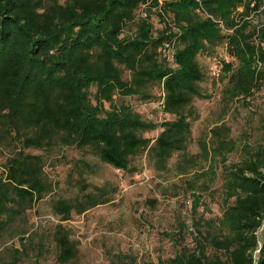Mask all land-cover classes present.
<instances>
[{
    "label": "trees",
    "instance_id": "trees-1",
    "mask_svg": "<svg viewBox=\"0 0 264 264\" xmlns=\"http://www.w3.org/2000/svg\"><path fill=\"white\" fill-rule=\"evenodd\" d=\"M256 11L264 13V0H0V141L14 145L0 170V245L9 249L2 264H39L42 255L44 241L30 257L33 233L15 225L31 203L52 189L43 155L31 150L73 146L121 170L146 150L155 169H166L169 157L183 150L190 136L184 108L201 96L203 73L196 56L206 45L226 43L237 62L228 76L230 97H246L264 85V23L250 18ZM172 39L170 61L162 47ZM153 83L161 85L163 112L174 117L160 123L151 139L141 132L158 125L113 96L149 98ZM262 128V142L244 144L239 161L222 165L221 216L205 219L203 230L201 218L194 219L193 232L180 221L167 233L174 253L159 264H264V122ZM225 130L224 125L212 127L211 142L200 144V158L209 162L193 174L208 175L209 182L187 179L193 212L200 190L214 181L213 166L234 146ZM91 170L83 158L72 165L81 179ZM81 190L74 197L52 199L51 210L60 221L72 211L109 201L102 186ZM5 237L18 241L8 244ZM51 238L55 261L76 264L69 229L57 223ZM116 258L126 263L129 255Z\"/></svg>",
    "mask_w": 264,
    "mask_h": 264
},
{
    "label": "rangeland",
    "instance_id": "rangeland-1",
    "mask_svg": "<svg viewBox=\"0 0 264 264\" xmlns=\"http://www.w3.org/2000/svg\"><path fill=\"white\" fill-rule=\"evenodd\" d=\"M241 9L238 7L237 11ZM250 18L254 24L264 23L262 11L252 13ZM196 60L203 78L199 82L201 96L193 97L184 108L188 113L190 136L186 147L169 157L166 169H155L147 158L146 150H140L131 157L126 170L102 163L87 151L73 146L55 144L50 148L31 150L43 155L44 175L52 184V189L31 203L22 214V220L16 219L15 222L16 226L23 224L33 233L28 253L30 257L36 254L38 242L44 241L43 245H39L42 252L38 257L39 264H59L54 259L51 231L57 223H62L75 241L76 264H159L174 253L167 233L177 229L180 221H184L188 230L193 232L194 219L201 218L203 230L205 219L221 216L224 208L222 165L239 161L244 144L263 141L264 85L246 97L229 96L228 76L236 69L237 62L229 55L226 43L206 45L197 54ZM228 63L231 68L226 70ZM211 66L217 68V75L211 73ZM122 77L128 79L129 72L122 69ZM149 91L151 96L145 99L120 93H115L113 99L116 103L129 104L142 119L156 123L158 126L155 129L141 132L142 136L153 139L161 130L160 123L174 116L161 108V85L153 83ZM217 125L225 126L227 137L234 146L213 166L216 173L214 181L200 190V204L193 212V196L187 179H196L198 183L203 179L209 182L208 175L197 178L193 172L207 168L209 161L200 158V144L202 141H206L207 145L211 142L210 129ZM12 150L14 145L8 140L0 141V170ZM81 158L92 164L91 172L85 173L83 179L72 171L74 161ZM92 185L102 186L109 201L82 213L72 211L65 221H60L52 212V199L74 197L84 186L91 189ZM189 235L187 232L186 243L191 241ZM4 241L9 244L18 240L5 237ZM8 250L0 245V264L7 259ZM121 253L129 255L126 263H118L116 255Z\"/></svg>",
    "mask_w": 264,
    "mask_h": 264
},
{
    "label": "built area",
    "instance_id": "built-area-1",
    "mask_svg": "<svg viewBox=\"0 0 264 264\" xmlns=\"http://www.w3.org/2000/svg\"><path fill=\"white\" fill-rule=\"evenodd\" d=\"M143 15L145 13H142ZM208 17H211L209 14H206ZM212 18V17H211ZM213 19V18H212ZM221 23V22H220ZM174 41L175 39H172V40H169V41H166L164 44H163V47H162V51L165 55V57L170 60V61H173V58H174ZM210 70H211V73L214 74V75H217L218 74V70L215 66H211L210 67Z\"/></svg>",
    "mask_w": 264,
    "mask_h": 264
}]
</instances>
